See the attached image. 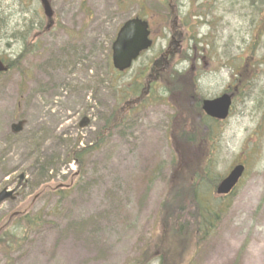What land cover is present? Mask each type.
<instances>
[{"label": "rangeland", "instance_id": "1", "mask_svg": "<svg viewBox=\"0 0 264 264\" xmlns=\"http://www.w3.org/2000/svg\"><path fill=\"white\" fill-rule=\"evenodd\" d=\"M50 1L55 21L47 30L37 0H0V59L21 57L0 75V191L22 183L14 200L0 206V225L15 210L39 217L32 228L19 220L10 225L6 251L0 234V264H159L153 250L138 257L157 234L164 239L160 212L175 180V144L185 142L177 131L186 128L163 81L143 97V73L172 35L166 0ZM172 4L180 46L155 74L194 76L192 104L219 96L233 74L245 75L224 123L197 122L209 133L195 153L203 168L209 164L201 193L235 164L246 172L229 196L210 199L219 209L211 232L186 237L190 246L166 262L264 264V0ZM137 15L150 20L154 45L116 74L108 65L111 43L117 28ZM19 121L24 126L14 135ZM82 149L89 150L78 165L69 153ZM69 182L63 197L53 192ZM183 205L184 212L171 213L180 214L188 235L197 205L193 199Z\"/></svg>", "mask_w": 264, "mask_h": 264}, {"label": "trees", "instance_id": "2", "mask_svg": "<svg viewBox=\"0 0 264 264\" xmlns=\"http://www.w3.org/2000/svg\"><path fill=\"white\" fill-rule=\"evenodd\" d=\"M252 47L254 48V46ZM173 58L174 56L171 59L173 60ZM19 60H21V57H18L16 60L11 61V62L5 61V64L9 69H13L19 64ZM159 66H160V60H157L155 65H152L148 70H146L143 73V76L146 77L145 78L146 83L144 85L145 87L144 90L149 89V87H151V84L152 85L154 84V81L155 83L159 82V80L163 81V84H162L163 87L169 92H171V94L173 95L176 101L175 103L176 106H178L182 110V112L181 111L179 112L183 114L182 120L184 121L183 123L185 124L186 128L179 129L177 133L183 138H185L186 141L182 144H175V147L177 149L175 153L177 154V157H175L176 160L172 164L173 175H174L175 180L171 186L172 192L170 193L169 205L168 207L163 205L162 208L164 210H161L160 212V217H161V220L163 218V221L161 223L159 231L161 232V235L164 239H159V236H157L158 238L155 237V240L152 244L146 245V248L144 249L145 252H143L140 258L147 257L148 252L153 250L154 253H157L162 257L163 261L161 262V264H167L166 261L168 258H170L172 254H174V256L177 257L179 255V251H185L190 246V245H185L182 238L174 236L175 240L171 238L168 241L167 238L164 237V235L170 232H174L173 234H180V233L187 232V230L184 229V225L180 223L177 224L175 222V221L181 220L180 214L177 213V215H175L174 213H171V212H175V211L184 212L186 210V208L183 205L184 201L186 199L188 201L192 200L194 189L197 186L195 185L197 184V180H199L202 176L208 175L207 169H209V167H206L207 169L204 170L205 167L203 168L201 166L202 159L195 158V153L198 152L197 148L201 144V142H199V139L202 138V140L204 139V142H205V138L209 135V133L207 132L205 135H203V133L198 129L197 122L199 120L200 122H205L206 119H204L203 114L199 111L198 105L194 103L192 104L190 102V98L194 97L193 96L194 93L192 94L189 79L184 78L182 75L176 76L175 78H170V77L160 78L159 77L160 75L158 74V76H155V78L152 77L153 74L160 73L158 69L155 70ZM134 88H135V85H134ZM192 90L194 91L193 88ZM140 91L143 92V89H141ZM142 92H139V94L136 93V95H138L139 97V95H141ZM194 92H196V90ZM115 116L116 115H114L113 118ZM94 147L95 146L89 149H94ZM89 149H82L79 152L71 151L69 153V157L71 159L77 160L78 165H79L83 162V159ZM184 183L186 185H182ZM178 186L179 187L185 186L184 188L185 189L188 188V189L186 190V192L181 191V189H179ZM65 191L67 190L59 191V194H61V197L64 196ZM187 192L190 193L191 195L188 194ZM205 212H206V215H205ZM205 212L204 210L199 209L198 207L195 208L194 224L196 227H198V229L202 228L203 233H207L206 232L207 229L205 226L208 223H210L211 219H209V217L213 213V212L209 213L207 210H205ZM21 218H19L18 220L21 221L22 224H25L28 228L37 226L39 222V217H25L24 216L22 220ZM172 219H173L172 221L173 223L169 224V221H171ZM19 227L21 230H23V227L21 226ZM4 238L5 240L2 242V249L6 251L10 247L9 244H6V242L8 241L6 237V233H5ZM0 239H3V238H0ZM10 242H13V241H10ZM136 264H142V263L137 262Z\"/></svg>", "mask_w": 264, "mask_h": 264}, {"label": "water", "instance_id": "3", "mask_svg": "<svg viewBox=\"0 0 264 264\" xmlns=\"http://www.w3.org/2000/svg\"><path fill=\"white\" fill-rule=\"evenodd\" d=\"M42 6L43 15L46 19H50L53 15L47 0H39ZM148 26L145 22L133 19L125 22L117 33L116 39L112 44V65L119 72L128 69L131 62L137 58L140 52L147 50L151 46L148 40ZM7 68L0 60V73H5ZM230 97L222 95L211 101L202 102L203 112L210 118L223 121L228 116L230 108ZM23 122H19L13 127V133L21 131ZM243 173L242 166H236L228 174V176L219 184L217 193L224 195L236 184ZM22 176H20V179ZM12 197V192L2 190L0 192V204L6 199Z\"/></svg>", "mask_w": 264, "mask_h": 264}, {"label": "flooded vegetation", "instance_id": "4", "mask_svg": "<svg viewBox=\"0 0 264 264\" xmlns=\"http://www.w3.org/2000/svg\"><path fill=\"white\" fill-rule=\"evenodd\" d=\"M174 2H176L175 0H174ZM173 3V1L172 0H169V2H168V8H169V14L171 13V12H174L175 14H176V5H174V4H172ZM168 14V15H169ZM177 15V14H176ZM157 16H159V17H162V15L161 14H157ZM176 19H177V17H175V19H174V21H176ZM179 28H181V27H179V25H177V24H174L173 25V27H172V30H173V32H177L178 30H179ZM173 37V36H172ZM171 37V38H172ZM177 46H178V43L176 44ZM176 50H175V48L174 47H171V46H169V47H167V51H166V54H172V53H174ZM235 77H233L232 78V80H231V82L229 83V85H228V94L231 96V99H232V101H234V97H235V95H236V93H237V91H238V84H237V76H240V74H236L235 73V75H234ZM232 106H233V104H232ZM10 186V185H9ZM9 186H8V188H9ZM212 196H215V195H213L212 193H210V192H206V194H205V196L203 197V199H202V201H203V203L204 204H206V205H211V202H210V199H213V197ZM216 197V196H215ZM218 198V197H217ZM220 198V197H219Z\"/></svg>", "mask_w": 264, "mask_h": 264}]
</instances>
